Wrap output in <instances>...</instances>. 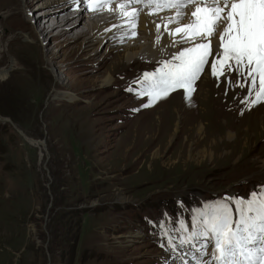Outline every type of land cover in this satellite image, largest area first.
Masks as SVG:
<instances>
[{"label":"rangeland","instance_id":"rangeland-1","mask_svg":"<svg viewBox=\"0 0 264 264\" xmlns=\"http://www.w3.org/2000/svg\"><path fill=\"white\" fill-rule=\"evenodd\" d=\"M23 1L0 0V58L8 49L16 62L0 79V264H165L145 217L264 184V102L247 108V89L226 84L234 73L211 75L215 49L190 101L169 94L132 111L146 97L125 89L164 58L126 63L135 47L106 55L104 44L91 59L78 41L46 50L26 39Z\"/></svg>","mask_w":264,"mask_h":264},{"label":"snow or ice","instance_id":"snow-or-ice-1","mask_svg":"<svg viewBox=\"0 0 264 264\" xmlns=\"http://www.w3.org/2000/svg\"><path fill=\"white\" fill-rule=\"evenodd\" d=\"M78 3L93 11L104 6V0H99L95 7L85 4V0ZM133 3L141 0H125L109 11L118 9L135 37L137 32L133 29L139 10H125ZM147 5L154 6L157 13L163 9L175 10L163 27L169 36L179 37L173 39L172 46L180 43L181 47L171 59L159 61L160 67L135 78L134 82L142 85L140 89L132 86L125 89L136 97H146L132 111L149 108L177 89H183L185 99L190 101L194 83L205 71L214 49L216 58L211 61V75L219 79L234 73L235 81L228 75L226 84L247 89L239 101L247 108L264 102V0H147ZM170 24L177 26L169 28ZM155 27L159 32L162 25ZM217 33L218 42L214 43ZM156 40L159 42V35ZM228 90L226 87L225 94ZM145 220L150 226L164 230L167 244L172 245L167 249L170 253L177 247L193 249L196 264H264V185L254 186L246 197L225 193L191 209L190 225L180 215L172 218L167 212L157 220L149 217ZM169 232L184 235L174 243L177 237L169 236Z\"/></svg>","mask_w":264,"mask_h":264},{"label":"bare ground","instance_id":"bare-ground-1","mask_svg":"<svg viewBox=\"0 0 264 264\" xmlns=\"http://www.w3.org/2000/svg\"><path fill=\"white\" fill-rule=\"evenodd\" d=\"M23 2V7L26 12L24 20L25 22H28V27L31 32L30 35H26V39L30 38L34 40L40 47L47 48L46 50H50L47 45L51 40L54 41V45L61 44L62 42L78 41L77 43H79L81 50L89 53L87 57L93 59L98 56L100 57V60H103L104 55H99V52L101 46L104 44L106 47V55L111 53L113 49L116 50L117 48L124 47L125 50L126 48L135 47L134 49L126 51V54L123 56L124 62L128 63L139 58L145 62L155 63L160 58H164L162 60L171 59L172 54H176L177 49L181 47L180 43H177L175 47L172 46L173 39L179 40V37L169 36L163 27V25L167 24L168 20L174 16V9H163L157 13L154 11V6H148L147 2L142 0L141 3H133L131 6L128 5L125 9L126 11H131L132 8L139 10L138 16L135 20L137 29H133L137 32V35L133 37L129 25L125 23L126 18L121 15L118 9L111 11V13L105 12V10L115 8L117 4L123 3L125 0L107 1L104 3L103 7L100 9L97 8L95 11L91 9L85 10L84 5L79 4L78 0H24ZM92 6L95 7L96 5L93 4ZM34 10L40 12V14L45 12L48 14L43 18L40 14L34 17ZM149 13L152 14L150 15ZM41 20L44 21L41 23ZM156 24L162 25L159 32L156 30ZM177 25L170 24L169 28ZM139 31H141V33H139ZM44 35L49 38L47 37V40H41V37ZM158 35L160 36L159 42L156 40ZM218 37L219 33L213 38L214 43L218 42ZM124 42H128V44L125 45ZM23 45L26 49L30 46L27 43H23ZM184 46L186 47L188 45ZM7 53L4 52L0 58V61L4 62L0 67V79H4L7 76L9 68L16 63L13 58V63L6 64L8 58L6 56H9ZM46 55L47 59H50L48 65L52 66L51 70L54 71L55 68H58V65H56L54 61H51L52 54L50 52ZM86 63L87 62H84L83 66H86ZM97 67L98 65H94L89 70H93ZM80 69H82V67ZM64 70L65 69H61L60 71L64 72ZM66 75L67 74L65 73L63 79L67 77ZM201 76L202 74L200 77ZM99 82L100 85H109L112 82V73H108V75L100 78ZM181 92H184V90L177 89L170 94L178 97L182 95ZM60 93L61 91L58 93L56 92L55 98H58L56 96ZM59 98L69 100V98L65 94L62 95V93ZM23 136L27 142L32 145H38L40 147L45 145L41 140L33 139L25 135ZM40 155H42V153ZM161 251L163 254H166L165 259L167 260L165 264H183L182 262L177 261L176 258L173 259L169 257L170 253L168 251Z\"/></svg>","mask_w":264,"mask_h":264},{"label":"water","instance_id":"water-1","mask_svg":"<svg viewBox=\"0 0 264 264\" xmlns=\"http://www.w3.org/2000/svg\"><path fill=\"white\" fill-rule=\"evenodd\" d=\"M0 119H6V118L2 116V117H0ZM20 131H21V130H20Z\"/></svg>","mask_w":264,"mask_h":264}]
</instances>
